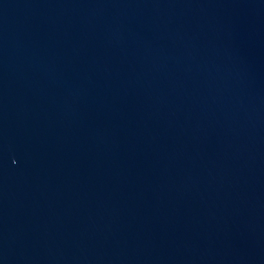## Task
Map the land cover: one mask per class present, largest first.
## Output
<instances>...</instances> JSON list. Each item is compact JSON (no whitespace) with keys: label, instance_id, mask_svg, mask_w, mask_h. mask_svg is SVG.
Wrapping results in <instances>:
<instances>
[{"label":"water","instance_id":"1","mask_svg":"<svg viewBox=\"0 0 264 264\" xmlns=\"http://www.w3.org/2000/svg\"><path fill=\"white\" fill-rule=\"evenodd\" d=\"M0 264H264V0H0Z\"/></svg>","mask_w":264,"mask_h":264}]
</instances>
